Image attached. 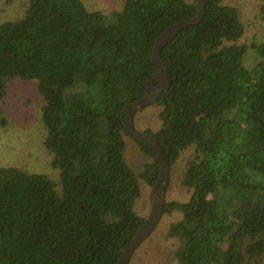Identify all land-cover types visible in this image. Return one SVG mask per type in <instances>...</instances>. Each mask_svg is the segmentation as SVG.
Segmentation results:
<instances>
[{
  "label": "trees",
  "instance_id": "obj_1",
  "mask_svg": "<svg viewBox=\"0 0 264 264\" xmlns=\"http://www.w3.org/2000/svg\"><path fill=\"white\" fill-rule=\"evenodd\" d=\"M223 1L206 0L201 22L161 49L169 87L145 107L159 108V128L144 132L169 168L192 152L179 181L188 200L164 204L163 215H181L169 229L181 241L176 264L264 263V43L237 44L244 27ZM111 11L29 0L21 18L0 23V102L6 81L36 82L42 146L59 171L56 186L0 167V264H117L146 222L133 212L140 188L123 156L124 107L154 76L157 36L196 5L122 0ZM248 49L258 59L249 69ZM135 143L152 159L139 175L152 187L156 153Z\"/></svg>",
  "mask_w": 264,
  "mask_h": 264
},
{
  "label": "rangeland",
  "instance_id": "obj_2",
  "mask_svg": "<svg viewBox=\"0 0 264 264\" xmlns=\"http://www.w3.org/2000/svg\"><path fill=\"white\" fill-rule=\"evenodd\" d=\"M29 0H0V23L21 18ZM90 9L109 12L120 7L122 0H83ZM194 0H186L192 3ZM223 5L236 9L244 27L242 37L237 44L249 46L252 43H264V13L261 7L264 0H224ZM111 11V12H112ZM255 51L248 49L242 59L245 68H251L257 62ZM43 99L38 93L34 81L19 79L6 81V95L0 102V108L7 119L5 127L0 126V167H15L27 173L44 174L55 185L59 182V171L51 165V156L42 146L44 128L40 120ZM159 108L155 105L137 111L133 124L137 131L156 130L160 126L157 117ZM125 143L124 160L137 176L140 195L134 201L133 212L147 220L151 211V191L141 178L144 165L152 159L143 155L130 137L123 136ZM191 151L184 152L179 160L169 168L165 203L186 202L189 191L179 184ZM181 220L178 213L162 215L160 222L133 252L127 264H176V251L181 247L178 237L169 234L170 227ZM264 264V263H263Z\"/></svg>",
  "mask_w": 264,
  "mask_h": 264
},
{
  "label": "water",
  "instance_id": "obj_3",
  "mask_svg": "<svg viewBox=\"0 0 264 264\" xmlns=\"http://www.w3.org/2000/svg\"><path fill=\"white\" fill-rule=\"evenodd\" d=\"M206 0H195L196 15L192 19L179 21L167 27L155 39L151 53V63L154 76L145 83L144 94L140 99L124 107V132L135 142L149 145L156 153L159 162V174L151 191V211L149 218L138 229L129 245L121 254L117 264H127L135 249L145 241L154 231L164 213L165 193L168 184L169 163L163 150L154 138L145 132L137 131L133 124L134 114L142 108L153 103L163 91L169 87L167 70L161 60V49L170 42L181 30L198 25L203 17Z\"/></svg>",
  "mask_w": 264,
  "mask_h": 264
}]
</instances>
